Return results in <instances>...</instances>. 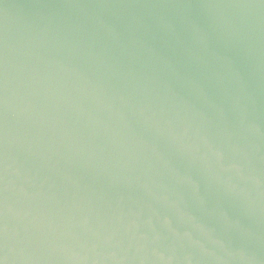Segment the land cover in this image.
<instances>
[{
	"label": "water",
	"instance_id": "water-1",
	"mask_svg": "<svg viewBox=\"0 0 264 264\" xmlns=\"http://www.w3.org/2000/svg\"><path fill=\"white\" fill-rule=\"evenodd\" d=\"M2 264H264V0H0Z\"/></svg>",
	"mask_w": 264,
	"mask_h": 264
},
{
	"label": "snow or ice",
	"instance_id": "snow-or-ice-1",
	"mask_svg": "<svg viewBox=\"0 0 264 264\" xmlns=\"http://www.w3.org/2000/svg\"><path fill=\"white\" fill-rule=\"evenodd\" d=\"M0 264H2V261H0Z\"/></svg>",
	"mask_w": 264,
	"mask_h": 264
}]
</instances>
